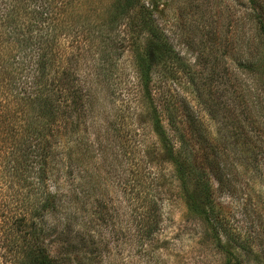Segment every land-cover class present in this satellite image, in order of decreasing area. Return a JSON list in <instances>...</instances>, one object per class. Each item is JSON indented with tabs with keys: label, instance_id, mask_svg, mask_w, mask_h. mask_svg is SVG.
<instances>
[{
	"label": "rangeland",
	"instance_id": "rangeland-1",
	"mask_svg": "<svg viewBox=\"0 0 264 264\" xmlns=\"http://www.w3.org/2000/svg\"><path fill=\"white\" fill-rule=\"evenodd\" d=\"M43 1L54 9L46 25L51 22L55 31L62 78L58 93L69 96L72 89L83 88L78 92L82 103L97 97L89 109L78 106L77 115L63 128L70 125L75 132L70 141H57L60 147L47 167V185L62 196L63 218L74 221L76 230L85 227L81 233L89 247L83 244L84 250L93 249L95 241L104 264H228L214 248L204 222L188 210L186 194L173 178L155 134L153 108L141 85L144 37L138 30V11L116 16L119 0H37L36 6ZM26 2L31 0L22 1V7ZM144 3L174 51L173 58L153 71L155 107L163 126L171 135L164 113L168 106L191 144L200 140L198 129L217 145L220 172L211 177L215 203L227 229L249 239L264 264V37L256 27L258 18L264 21V0ZM22 7L18 22L35 20ZM45 18L42 15V21ZM9 27L4 18L0 122L15 123L25 135L35 112L14 96L30 91L40 51L7 37ZM20 51L30 70L21 74L16 89L6 73ZM247 60L253 62L249 71ZM25 145L3 141L0 134L1 264L19 262L16 250L5 246L13 232L10 219L29 215L37 198L27 190V198L18 195L11 176L17 151ZM44 219L48 224L59 221L53 215ZM150 227L155 229L151 235ZM61 244L58 235L50 233L48 248L55 253Z\"/></svg>",
	"mask_w": 264,
	"mask_h": 264
},
{
	"label": "trees",
	"instance_id": "trees-1",
	"mask_svg": "<svg viewBox=\"0 0 264 264\" xmlns=\"http://www.w3.org/2000/svg\"><path fill=\"white\" fill-rule=\"evenodd\" d=\"M22 1L25 0H0V23L5 18L10 26L6 29L7 37L10 35L19 45L31 46L32 49L37 48L40 51L36 72L31 77L34 82L30 81V91L24 93L22 97L19 96L20 94L14 96L15 100L31 105L35 114L24 130L25 135H21L12 125L13 122L8 120L0 122V129H3L0 134L3 141L26 142L25 148L19 149L21 152L17 151L11 176L18 195L24 196L27 190L37 198L32 202L33 208L29 215L20 213L10 219L13 232L5 246L16 250V256L19 257V262L16 264H104V255L99 252L98 246L94 245L95 241H91L93 249L84 250L83 244H89L86 234L81 233L85 227L76 230L74 221L63 218L62 196L52 192L47 185L49 158L56 148L60 147V145L55 146L57 141H70L71 134L75 132L70 131V125L67 130L63 128L71 123L70 120L77 115L80 107L84 109L85 106L89 109L97 97L87 98L86 103H82L78 92L83 88L77 90L70 88L74 92L73 97L58 93L57 87L62 78L58 79L59 63L53 46L55 31L53 27L51 29V22L46 25V20L51 18L49 12H53L54 9L51 4L47 6L44 1L42 6H36L37 0L26 2L22 7ZM21 7L28 9L35 20L28 23L18 22V10ZM134 10L138 11L140 19L138 30L144 37L142 57L145 68L143 66L141 73L143 96L153 108L155 134L172 165L173 178L179 182L186 194L188 210L204 222L208 229L206 233L213 242L214 248L226 257L228 264H261L260 256L252 250L251 241L233 235L231 230L227 229L226 221L215 203L211 177L214 172H220L217 145L208 139L203 131L198 132V129L195 135L200 137V140L194 141L195 145L191 144L181 134L176 116L168 106L165 107L164 113L167 114L172 134L169 135L163 126L160 112L155 107L153 71L173 58L174 51L144 0H119L115 9L116 16H126ZM42 15L46 17L43 21ZM256 25L258 33L264 37V21L258 18ZM21 36L22 40H20ZM26 62L21 51L19 55L16 53L10 63L11 70L6 73L7 82L16 89L21 74L30 70ZM252 65L253 62L247 60L245 69L249 71ZM32 85L35 86L33 90ZM69 97L72 98L71 102ZM176 142L179 144L178 148ZM201 163L203 166L200 165ZM190 186L194 190H191ZM24 197L27 198V195ZM52 215L59 220L58 223H51L53 226L44 219ZM154 230L150 227L147 232L151 235ZM50 233L57 234L62 242L61 249L55 253L47 246Z\"/></svg>",
	"mask_w": 264,
	"mask_h": 264
}]
</instances>
